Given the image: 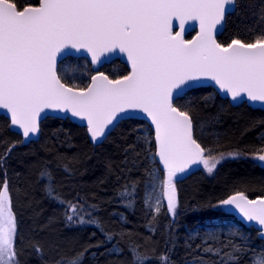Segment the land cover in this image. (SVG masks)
<instances>
[{"label":"snow or ice","instance_id":"snow-or-ice-1","mask_svg":"<svg viewBox=\"0 0 264 264\" xmlns=\"http://www.w3.org/2000/svg\"><path fill=\"white\" fill-rule=\"evenodd\" d=\"M236 5L237 0H37L35 4L0 0V109L10 114L11 126L29 143L49 112L86 121L94 144L106 139L120 121L132 118L131 113L145 114L155 132L156 152L149 155L159 157L166 175L161 180L149 173L144 204L155 218L166 201L167 213L174 221L179 206L177 178L193 166L203 165L211 174L226 158L247 159L240 152L215 158L211 149L206 155V149L194 138L189 111L175 106L174 100L183 99L187 89L211 81L232 102H258L264 107V31L251 42L232 39L225 46L216 40ZM248 6L256 7L255 0H249ZM257 12V19L264 21V0H260ZM191 21H197L200 30L186 40L184 33L192 27ZM177 26L179 31H174ZM74 52L90 56L92 65L123 54L131 70L117 79L98 71L87 86H69L58 74V63ZM14 148L12 144L0 155V168ZM252 160L264 167V147L257 149ZM63 171L73 175L68 164L63 165ZM40 179L45 182L46 194L65 208L69 224H91L103 231L93 215L97 205L86 200L81 203L79 196L73 203L58 195L50 165L41 170ZM119 195L130 206L135 202L136 185H125ZM217 206L235 212L246 225L254 222L264 238V197L249 199L238 191ZM147 227L155 233L151 221ZM204 231V237L199 231L191 234V239L202 241L197 245L201 257H215L212 264H242L249 251L246 243L235 242L242 237L220 229L231 239L213 246L216 241L210 239L217 230ZM105 236L109 242L114 238L108 233ZM17 237L16 214L5 178L0 181V264H20ZM31 247L37 254L42 252L38 244ZM131 252L133 264L150 259L139 247ZM118 253L119 249L113 248L109 255ZM82 260L80 253L62 258L58 264H82ZM160 264H170V258L161 256ZM189 264L207 261L193 259ZM251 264H264V253L253 257Z\"/></svg>","mask_w":264,"mask_h":264},{"label":"trees","instance_id":"trees-1","mask_svg":"<svg viewBox=\"0 0 264 264\" xmlns=\"http://www.w3.org/2000/svg\"><path fill=\"white\" fill-rule=\"evenodd\" d=\"M20 2L35 4L37 0ZM255 3L256 7H250L249 0H237V8L227 16L225 30L219 36L220 43L227 45L232 39L251 42L264 31V21L257 19L260 0ZM101 71L117 79L127 75L130 68L116 59L102 66ZM59 74L68 85L85 87L94 71L88 59L71 56L60 63ZM175 106L189 111L195 138L206 149V155L211 149V156L215 158L240 152L247 159L226 158L213 173L209 174L202 166L178 182L179 206L174 221L166 207L153 218L144 204L149 173L154 166H159L149 155L156 151V146L154 132L146 121L123 120L104 142L96 145L86 126L70 118L49 116L42 123L40 139L23 144L22 135L11 129L10 119L0 114V155L15 144L0 168V181L6 178L9 183L18 226L16 250L20 253V264H58L62 258L80 253H83L82 264H133V247H139L141 254L150 257L145 264H160L161 256H168L170 264H188L201 258L212 264L216 258L201 257L197 245L202 241L191 239V234L196 231L201 234L205 226L226 221L238 223L244 233L242 240L235 241L246 243L249 249L242 264H251L253 257L264 253V240L258 230L246 227L217 206L238 191L251 198L264 197V168L252 160L257 149L264 147L261 139L264 110L247 103L233 105L213 87L192 89L183 99H177ZM143 129L150 135L146 136ZM64 164L70 165L72 176L65 174ZM46 165L53 170L61 198L75 203L79 196L81 203L86 200L97 205L93 215L103 231L95 225L66 221L65 208L46 194L45 182L40 179ZM133 183L137 195L135 202L128 206L119 194L125 185ZM149 221L156 228L155 233L147 227ZM105 233L112 234L113 240L107 241ZM230 239L229 235H216L213 246ZM33 244L41 247L40 254L33 250ZM113 248H118L119 253L109 255Z\"/></svg>","mask_w":264,"mask_h":264},{"label":"water","instance_id":"water-1","mask_svg":"<svg viewBox=\"0 0 264 264\" xmlns=\"http://www.w3.org/2000/svg\"><path fill=\"white\" fill-rule=\"evenodd\" d=\"M236 8H237V5H236ZM236 8H235V10H236ZM226 19H227V17H226ZM176 25H178V21H176V22H174ZM189 23H191V25H192V27L191 28H189L187 31H185V33H184V39H186V40H190V39H192L193 37H195L196 36V34H197V32H199V23L197 22V21H191V22H189ZM225 26H226V22H225V25H224V27L216 34V40L219 42V36L224 32V30H225ZM174 31H179V28H178V26L177 27H174ZM192 33H194L192 36H190V34H192ZM220 43V42H219ZM225 46H227V45H225ZM72 56H74V57H83V58H86V59H88L89 60V62H90V56H85L84 55V53L83 52H80V53H73V55ZM116 59H120L122 62H125V63H127L128 64V62H127V59H126V56H124L123 54H118V55H116V54H114V55H111L107 60H104L102 63H100V64H97V65H92L91 64V67H92V70L94 71V75H96L97 74V72L99 71V72H103V71H101V68H102V66H104L105 64H107V63H111L112 61H114V60H116ZM64 60V59H63ZM59 65H60V63H58V74H59ZM128 66H129V68H130V70H131V66H130V64H128ZM105 73V72H104ZM106 74V73H105ZM60 75V74H59ZM106 75H108V74H106ZM109 76V75H108ZM109 78H111L110 76H109ZM112 79V78H111ZM62 82H64L63 80H62ZM90 82H91V79H90ZM89 82V83H90ZM65 83V82H64ZM69 86H71V85H69ZM200 87H213V88H215V90L223 97V98H228V99H230V101H231V103L233 104V105H240V104H242V103H239V102H232V100H231V97L230 96H225V94L223 93V92H220V91H218V89H217V87L216 86H214V84H213V82H211V81H208V82H205L204 84H202L201 86H198V87H195V88H200ZM195 88H191V89H187L186 90V93L188 92V91H190V90H192V89H195ZM175 101L176 100H174V105H175ZM248 105H250L249 103H247ZM251 107H253V108H257V109H262V110H264V107H262L258 102L255 104V105H250ZM0 114H4L5 116H7L9 119H10V114L9 113H7V111L6 110H2V109H0ZM43 115V114H42ZM131 115V117L132 118H134V119H141V120H144V121H146L149 125H150V127H151V129H152V131L154 132V125H152L151 124V122H150V119H146L145 118V114H142V113H140V112H135V113H131L130 114ZM57 117V118H63V119H66V118H70L71 119V121H73L74 123H77V124H79V125H82V126H86V121H81V120H79V119H73V118H71L70 116H68L67 114H64V113H56L55 115H53L51 112H49V114H48V116L47 117ZM191 116V115H190ZM46 118H42L41 119V121H40V132L37 134V136H34V137H32L31 139H32V141H37V140H39L40 139V137H41V133H42V123H43V121L45 120ZM193 119V118H192ZM123 120H126V119H123ZM122 120V121H123ZM121 122V121H120ZM193 127H194V138H195V126H194V121H193ZM11 129L13 130V131H15V132H17V133H20V132H18L13 126H11ZM112 132V131H111ZM21 135H22V133H20ZM108 136V135H107ZM154 136H155V132H154ZM90 137V136H89ZM22 138H23V136H22ZM23 141H24V138H23ZM105 141V139H103L102 140V142H104ZM155 141V140H154ZM102 142H100V143H98V144H101ZM197 142H198V140H197ZM29 142H27V141H24L23 142V144H28ZM198 143H200V142H198ZM97 145V144H96ZM202 146V145H201ZM203 147V146H202ZM204 148V147H203ZM156 152V151H155ZM156 157V160L158 161V163L160 164V167H161V169H162V171L165 173V171L163 170V165L159 162V157L158 156H155ZM202 166L203 165H199V166H193L191 169H190V171L189 172H187V173H185V174H182L179 178H177L176 179V181H175V184H176V189H177V183L178 182H180V181H182V180H184L185 178H187V177H189L190 175H192L193 173H196V172H198L201 168H202ZM262 168H264V167H262ZM165 175H166V173H165ZM234 195V194H233ZM177 196H178V189H177ZM248 196V195H247ZM248 198L249 199H257V198H251V197H249L248 196ZM227 213H229V212H227ZM229 214H231V215H233V216H235L236 217V219L239 221V222H241L243 225H245L246 227H248V228H250V227H255L254 226V222H252V223H250V224H245V223H243L242 221H241V218L235 213V212H232V213H229ZM256 229H257V227H255ZM259 237L261 238V239H263L264 240V238H262L261 236H260V234H259Z\"/></svg>","mask_w":264,"mask_h":264},{"label":"rangeland","instance_id":"rangeland-1","mask_svg":"<svg viewBox=\"0 0 264 264\" xmlns=\"http://www.w3.org/2000/svg\"><path fill=\"white\" fill-rule=\"evenodd\" d=\"M143 132H144V134L146 136L150 135V133H149V131L147 129H143ZM154 153H152V154H154ZM151 159H152V161H156V157L154 155L151 156ZM151 173L154 176H159L161 180L165 176V173L162 171L160 165L159 166L158 165L154 166ZM148 183H149V180H148ZM156 195L157 196L159 195V189H157ZM165 207H166V201L164 202L161 210H163ZM208 228L216 229L217 230V234L216 235L221 234L219 232V230L223 229L225 233H232V234H235L238 237H243L244 236V233L241 231V226L238 223L233 222V221H226V222H222V223L216 222L213 225L205 226L204 230L208 229ZM201 234L203 235V237L206 236L205 231L202 232ZM216 235H215V237H216ZM215 237L211 238L210 240L215 239ZM259 255H261V253H258L256 256H259ZM207 264H210V262H207Z\"/></svg>","mask_w":264,"mask_h":264}]
</instances>
